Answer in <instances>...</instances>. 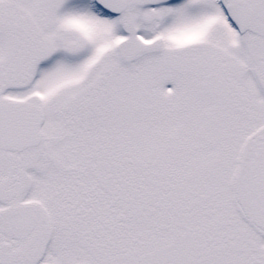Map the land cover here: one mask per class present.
Segmentation results:
<instances>
[{
    "label": "snow or ice",
    "instance_id": "1",
    "mask_svg": "<svg viewBox=\"0 0 264 264\" xmlns=\"http://www.w3.org/2000/svg\"><path fill=\"white\" fill-rule=\"evenodd\" d=\"M0 264H264V0H0Z\"/></svg>",
    "mask_w": 264,
    "mask_h": 264
}]
</instances>
